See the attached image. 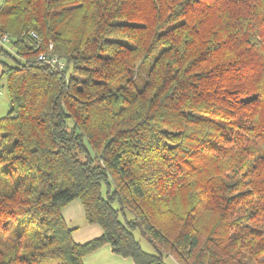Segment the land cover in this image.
Masks as SVG:
<instances>
[{
    "label": "trees",
    "instance_id": "obj_1",
    "mask_svg": "<svg viewBox=\"0 0 264 264\" xmlns=\"http://www.w3.org/2000/svg\"><path fill=\"white\" fill-rule=\"evenodd\" d=\"M2 1L0 264H264V0Z\"/></svg>",
    "mask_w": 264,
    "mask_h": 264
},
{
    "label": "rangeland",
    "instance_id": "obj_2",
    "mask_svg": "<svg viewBox=\"0 0 264 264\" xmlns=\"http://www.w3.org/2000/svg\"><path fill=\"white\" fill-rule=\"evenodd\" d=\"M2 4L3 1L0 0V7ZM2 38L3 37H0V118L6 116L11 109L6 79L4 77H1L2 61L13 63L14 61L11 58V55H17L12 47L11 41H2ZM1 49H4L7 53L1 52ZM150 64L151 61H148L143 63L139 67L138 71L139 73L144 71L142 72V75L144 77H146V73L150 67ZM142 82V80H137L136 86H142ZM114 205L118 207L117 203H115ZM126 215L128 218H132V214L129 211H126ZM64 216L71 227L77 228L73 233L74 239L87 242L101 234L102 230L99 225L90 224L86 221L84 216V208L79 199H75L69 203L68 208L64 209ZM121 218H123V215L121 216ZM13 224L16 225V223ZM134 234L145 251L153 254L157 253L153 245L141 235L139 230H135ZM164 260L166 264H178L176 260L171 256H165ZM85 264H133V260L129 257H122L115 254L112 251L111 246L109 244H105L96 251L86 255Z\"/></svg>",
    "mask_w": 264,
    "mask_h": 264
},
{
    "label": "built area",
    "instance_id": "obj_3",
    "mask_svg": "<svg viewBox=\"0 0 264 264\" xmlns=\"http://www.w3.org/2000/svg\"><path fill=\"white\" fill-rule=\"evenodd\" d=\"M2 41H6L8 40L7 39V36H3V38L1 39ZM38 59L40 61H45V62H48L50 63L51 65L53 66H57L59 67L60 69L64 67V63L59 61L58 58L56 56H52V55H46V54H40Z\"/></svg>",
    "mask_w": 264,
    "mask_h": 264
},
{
    "label": "crops",
    "instance_id": "obj_4",
    "mask_svg": "<svg viewBox=\"0 0 264 264\" xmlns=\"http://www.w3.org/2000/svg\"><path fill=\"white\" fill-rule=\"evenodd\" d=\"M68 206H69V204L68 205H66L65 207H64V209L65 208H68ZM64 209H63V214H64ZM65 217V216H64ZM66 219V218H65ZM68 222V221H67ZM73 228H75V227H73ZM77 228H75V230H76ZM74 237V236H73ZM75 241L76 242H80V243H83V242H85V241H83V240H77V239H75ZM84 261H85V258H84ZM134 264V263H133Z\"/></svg>",
    "mask_w": 264,
    "mask_h": 264
}]
</instances>
